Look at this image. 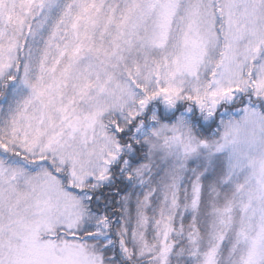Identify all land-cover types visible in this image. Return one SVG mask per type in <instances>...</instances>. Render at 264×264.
Returning <instances> with one entry per match:
<instances>
[{
	"label": "snow or ice",
	"instance_id": "1",
	"mask_svg": "<svg viewBox=\"0 0 264 264\" xmlns=\"http://www.w3.org/2000/svg\"><path fill=\"white\" fill-rule=\"evenodd\" d=\"M0 264H264V0H0Z\"/></svg>",
	"mask_w": 264,
	"mask_h": 264
}]
</instances>
